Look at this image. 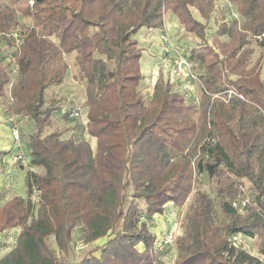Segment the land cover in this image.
I'll use <instances>...</instances> for the list:
<instances>
[{
    "label": "trees",
    "instance_id": "obj_1",
    "mask_svg": "<svg viewBox=\"0 0 264 264\" xmlns=\"http://www.w3.org/2000/svg\"><path fill=\"white\" fill-rule=\"evenodd\" d=\"M8 1L15 6L19 0ZM29 1L32 6L18 10L22 23L12 7L0 8V45L9 49L0 51V100L15 79L5 115L32 123L22 140L28 168L42 174L28 170L26 198L0 204V234L19 231L0 264H58L47 240L67 258L77 228L84 245L103 243L72 264H161L148 222L169 203L181 209L202 175L214 184L221 226L213 199L199 194L183 234L173 237V264H264L231 241L257 238L264 257V75L256 66L247 70L252 41L264 47V0H227L241 22L218 25L212 47L206 42L212 0ZM162 9L198 38L186 52L205 71L198 76V103L162 80L149 96L141 93L135 36L162 30ZM12 33L19 35L18 48ZM72 53L85 82L88 122L75 126L78 137L44 135L58 112L55 104L43 108L45 91L61 85ZM227 86L241 100H213ZM83 134L95 139L94 151ZM243 182L252 200L244 198Z\"/></svg>",
    "mask_w": 264,
    "mask_h": 264
},
{
    "label": "rangeland",
    "instance_id": "obj_2",
    "mask_svg": "<svg viewBox=\"0 0 264 264\" xmlns=\"http://www.w3.org/2000/svg\"><path fill=\"white\" fill-rule=\"evenodd\" d=\"M212 5H214L213 11L210 14L209 21L206 23V42L212 47L213 39L217 29V26L222 23H228L231 19H236L241 22L239 15L237 14L236 8L228 3L227 0H212ZM29 0H19L15 6H11L8 0H0V8H13L16 12L18 22L22 23L23 20L20 17L18 10L21 8L28 7ZM192 16L197 19L202 24H205V21L200 19L197 12L193 9H190ZM163 15V29L165 33L168 34L171 43L176 48L183 50V52L189 53V51L198 46L199 41L198 38H195L193 35L186 34L179 25L176 17L171 13H165L162 9ZM26 24H29V21H25ZM138 32L135 36V39L139 43L140 48L142 49V56L140 60V66L145 68V76L149 77V82L141 86V93L145 96H149L152 92L153 85L156 84L158 80H162L164 83H168L172 85L173 90L180 92L187 98V101L194 100L195 102H199V87L194 85L191 81L188 80H176L171 75V65L160 63L164 58L171 62V55L169 54L166 57H163L165 54L162 49V44L158 41V32L153 33V35H143ZM220 41H227L226 38H220ZM1 46V45H0ZM8 48V47H7ZM4 47L2 44L1 50L2 54L9 52V49ZM251 48L253 50L252 55L249 58L247 70H250L254 66L258 69V73L260 78L264 75V47H260L258 42L252 41ZM66 63L68 64V71L66 74V81L68 85L65 87L58 89V86H52L45 91V104L43 108H50L53 104L60 103L59 106H64L67 109V112H75L77 109L79 113L84 109L87 111V107L84 106V103L80 106L79 103L83 99V90L85 87V82L81 80L78 70L76 71L75 64V54H71L65 57ZM159 66L155 71L156 75L151 74L152 70ZM194 74H200V76L204 75V70L198 66L197 64H192ZM141 67V68H142ZM148 72V73H147ZM10 85L5 88V93L2 98L3 103L6 105L11 101V89L12 84L17 83L14 79ZM188 96H190L188 98ZM240 95H238L233 88L227 86L226 90L222 93L214 96L213 100H219L220 102L227 103L230 100L239 99ZM57 116V117H56ZM12 122L10 124H14L20 132L21 139H27L29 135L32 133V123L27 118L13 117L10 116ZM82 118H64L59 117L58 114L54 113L52 119L49 122V127L44 129V135H48V133L52 131H60L61 128L64 127L65 123L73 122L76 123V126L82 127L85 126ZM10 124L4 121L3 117L0 116V157H6V163L3 165L2 169V177H3V185L8 184L10 195L20 198H26L27 189H26V174L28 171V162L29 155L28 150L25 145V141H21V146L19 143V147H17L11 135ZM86 136L85 134H83ZM22 154L25 157L23 162L15 164L13 161V157ZM12 162V164H11ZM1 167V163H0ZM40 172V171H36ZM42 172V171H41ZM38 174V173H37ZM243 192L244 198L252 200L254 193L250 190V186L248 183L243 182ZM214 184H212L205 175L199 176L195 184L193 186V191L190 197L188 198V202L185 205L178 209L174 207L171 203L167 204L164 208L163 215H155L153 220L148 222V227L150 231L155 235L157 239V255L159 262L161 264H173L175 261L174 254L175 247L173 242L170 244H163L166 237L172 234L173 237L181 236L183 234V225L187 220L188 216H191L195 211L196 198L199 194H205L209 196L214 201L215 211L217 213V224L221 226V216L218 208V200L214 198ZM34 203L38 200V194L35 192L31 197ZM140 207L143 209L144 206L141 202L138 203ZM143 220V219H142ZM240 238V241L236 243V246L239 248H247L249 255L254 257L258 255V240L254 238L252 240L247 241ZM73 254L69 257H64L61 253L54 249V241L52 239H48L47 243L50 248H53L58 257V264H72L77 262L83 256H85L88 252L92 251L97 245H84L82 243L81 238V229L77 228L73 233ZM103 242V241H102ZM99 244V243H98ZM140 248V247H138ZM6 250L9 247L5 248ZM260 255V254H259ZM176 257V255H175ZM260 261L264 262L263 256H257Z\"/></svg>",
    "mask_w": 264,
    "mask_h": 264
},
{
    "label": "crops",
    "instance_id": "obj_3",
    "mask_svg": "<svg viewBox=\"0 0 264 264\" xmlns=\"http://www.w3.org/2000/svg\"><path fill=\"white\" fill-rule=\"evenodd\" d=\"M164 30V29H163ZM160 30H140L139 32H141L140 34L142 36L140 37H144L143 35H153V33L155 32H158L159 33ZM165 31V30H164ZM139 45V43H138ZM140 66V71H141V75L143 77V81H142V85L146 84L147 82H149V77L145 76L146 72H145V68ZM76 71H77V68H76ZM148 73V72H147ZM66 85H68L67 81H66V77H64L63 79V82L61 83V85L58 86V89H61L63 87H65ZM84 103V90H83V99L81 100V102L79 103V105L81 106L82 104ZM60 103H57L55 105V107L58 109V112L56 114H58L59 117H62V114H65V113H71V112H67V109L64 107V106H59ZM5 104L3 103V100L1 99L0 100V116L3 117L4 121L7 122V124H9V121L12 120V119H9L6 117L5 115ZM78 110V109H77ZM82 111L80 112V118H82L81 120L83 121V123L86 125V122L87 119H86V115H87V111L84 109H81ZM79 111V110H78ZM57 117V116H56ZM78 117V118H79ZM52 119V118H51ZM75 126L76 124H74L73 122L71 123H65L64 127L61 128L60 132H64L63 134V137L65 138H68L70 136H74V137H78L77 135H79L75 129ZM86 135V134H85ZM83 138L89 143L90 147L92 148V150L94 151L95 150V146H96V142H95V139H92L90 137H88V135L86 136H83ZM21 141H23L22 139H20V146H21ZM0 163H1V167H0V204L3 205L4 203H6L8 200H10L13 196L10 195V192H9V187H8V184H5L3 185V177H2V169H3V165L6 163V157H0ZM12 164V162H11ZM28 170H31L33 171L34 173H38L39 175L42 174V169L40 168H32V169H29ZM36 171H40V172H36ZM18 229H13L11 230L10 232L7 231V232H4L2 234H0V257H2L4 254H6L8 251H10L12 249V247L14 246L15 244V240H16V237L18 235ZM244 239V238H243ZM247 241L249 240H252V239H246ZM99 243V244H98ZM103 242L100 240L95 242L94 244L92 245H97V246H100ZM9 247L8 250H6L5 248ZM55 249V247H54ZM243 250L245 252H247V254L249 255V252L247 250V248H243ZM176 254H174V258ZM257 256H260L261 255H255L254 257L255 258H258Z\"/></svg>",
    "mask_w": 264,
    "mask_h": 264
},
{
    "label": "built area",
    "instance_id": "obj_4",
    "mask_svg": "<svg viewBox=\"0 0 264 264\" xmlns=\"http://www.w3.org/2000/svg\"><path fill=\"white\" fill-rule=\"evenodd\" d=\"M29 5L32 6V2L29 1ZM168 34L165 33V31L162 29L159 31L158 35V41L162 44V49L163 53L165 54L163 57H166L169 54L171 55V62L166 58H164L160 63L171 65V75L173 78L176 80H188L191 81L194 85L196 86H201V83L199 81V75L194 74L193 72V66L192 63L188 60V56L186 52H183V50H180L173 46L171 43L169 37L167 36ZM9 38H11L14 42L15 48H18L20 45V39L19 35L17 33H12L9 35ZM13 61V59H12ZM14 71H16V67H14ZM159 66H156L153 70L152 73L153 75H156L157 72L155 71L158 69ZM154 86V84H152ZM241 99V96H239ZM80 116L79 111L71 112L69 114V118H78ZM11 130V135L13 138L14 144L19 147L20 143V138H19V132L16 126H12L10 128ZM25 160V157L22 154H19L15 157H13V161L15 164L23 162ZM240 236H235L231 239L233 241L232 243L236 245L240 241ZM173 240L172 234L168 235L166 239L164 240L163 244H170Z\"/></svg>",
    "mask_w": 264,
    "mask_h": 264
}]
</instances>
